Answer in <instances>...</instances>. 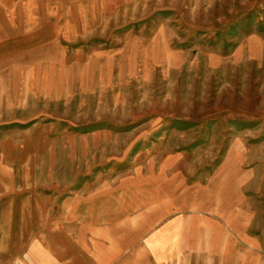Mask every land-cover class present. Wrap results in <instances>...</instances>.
I'll use <instances>...</instances> for the list:
<instances>
[{"label": "rangeland", "instance_id": "374dc122", "mask_svg": "<svg viewBox=\"0 0 264 264\" xmlns=\"http://www.w3.org/2000/svg\"><path fill=\"white\" fill-rule=\"evenodd\" d=\"M0 264H264V0H0Z\"/></svg>", "mask_w": 264, "mask_h": 264}]
</instances>
